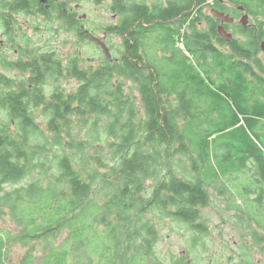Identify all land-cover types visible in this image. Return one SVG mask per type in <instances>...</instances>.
Instances as JSON below:
<instances>
[{
  "label": "trees",
  "instance_id": "trees-1",
  "mask_svg": "<svg viewBox=\"0 0 264 264\" xmlns=\"http://www.w3.org/2000/svg\"><path fill=\"white\" fill-rule=\"evenodd\" d=\"M206 1L189 0L192 14L181 23L182 0L174 2V24L156 26L165 27L168 39L144 40L149 58L142 68L126 66L121 72L109 62L95 71L73 68L72 78L82 79L73 94L50 84L63 77L53 53L46 55L45 80L36 83L43 94L20 95V89L12 90L16 81L0 74V110L8 114L0 122V216L8 212L23 224L22 240L68 229L74 243L85 240L95 227L104 228L120 264H164L155 255L159 223L171 218L174 226L198 233L192 238L196 246L209 235L203 215L210 204L209 189L224 196L230 176L245 175L237 187L250 196L262 189L264 205V130L258 126L264 102L256 113L255 105L243 102L249 96L236 95L246 92L247 77L263 74V68L252 70L247 50L233 48L228 54L199 29L205 17L200 5ZM239 1L259 10L258 0ZM158 14V21L167 22L164 12ZM161 48L170 50L171 57L159 59ZM116 74L127 81H114ZM135 91L140 103L131 95ZM38 117L46 120L47 131ZM80 124L92 144L102 134L109 141L103 145L107 158L90 154L92 145L81 137ZM252 177L259 185L249 184ZM150 180L154 185L147 188ZM23 182L25 186L14 187ZM137 212L142 213L135 217ZM146 212L153 216L144 221ZM250 234L264 245L256 231ZM7 253V234L0 231V264ZM50 254H57V264L67 263L66 247Z\"/></svg>",
  "mask_w": 264,
  "mask_h": 264
},
{
  "label": "flooded vegetation",
  "instance_id": "flooded-vegetation-1",
  "mask_svg": "<svg viewBox=\"0 0 264 264\" xmlns=\"http://www.w3.org/2000/svg\"><path fill=\"white\" fill-rule=\"evenodd\" d=\"M175 1L0 0V59L3 62L1 66L4 68L5 65H8L9 68H12L5 69L11 73L9 76H5L16 81L12 90L20 89V95H23L25 91L27 96H30L31 91H42L43 94L41 85L36 83L45 80L46 55L49 52L58 56L60 52L54 47L63 43H53V47L50 46L52 44L42 43V46L37 50L39 43H21L23 39L21 37L32 30L34 33L53 37L54 33L59 32L58 27H62V30L76 38V42L71 43L72 48L68 52L70 57L67 62L65 64L61 62L63 76H67L66 78L82 82V79L78 80L70 75L73 68L76 67L85 72L86 70L95 71L108 62L121 72H125L126 66L142 68L149 58V55L144 51V40H148L150 37L168 39L165 36V27L156 28V26L168 22L171 26L174 24L173 4ZM256 4L259 5V10L252 9L239 0H217L212 5V10L217 7L220 12L230 18L221 20L216 17L209 19L201 17L198 27L209 34L212 42L219 49H221L220 46H225L229 48V53H233V48L247 50L250 56L247 64L252 70L258 72L256 69L261 70L260 66L264 70V50L262 49L264 46V0H258ZM182 9L183 12L178 23L190 19L192 9L189 0H182ZM161 11L165 13L163 18H166L167 22L158 21V13ZM147 20H149V24L145 23ZM187 24L184 25V28L188 27ZM143 28L148 30L145 34ZM90 34L105 43L111 56L106 53L102 45L90 40ZM229 34L232 35L230 42L225 38V35ZM53 39L56 40L57 37L54 36ZM14 41L20 43L15 47L11 45ZM178 46L185 50L181 44ZM85 47L86 51H89L87 60L84 58L83 52ZM8 48H13L17 60H7L3 57V52ZM22 52L28 53L27 60L23 59ZM171 55L172 52L164 48H161L157 53L159 59L171 57ZM92 61L97 62V67ZM82 63L91 66H85ZM22 64H26V67L23 68ZM36 66H39V70L36 69ZM263 70L262 72H264ZM15 73L17 76L14 77ZM112 77L116 82L125 80L123 79L125 76L117 74ZM247 78L246 92L236 93V95L238 98L241 94L249 96V101L243 99V102L255 105L254 111L257 113L260 112V105L264 102V73H259L257 76L249 75ZM32 81H34L33 84H31ZM25 85H27V90L24 88ZM257 98L259 102L254 104ZM260 118L264 120V117ZM234 119L235 117L231 120ZM258 126L264 128L262 121ZM235 141L238 142L239 139ZM261 238L264 239V236ZM205 253L201 254L200 264H264V250L263 254ZM208 255H213V258ZM218 255L220 257L217 259ZM171 256L173 264H196V261L189 257L190 254H171ZM171 256L168 254L169 259ZM168 264L172 263L168 261Z\"/></svg>",
  "mask_w": 264,
  "mask_h": 264
},
{
  "label": "rangeland",
  "instance_id": "rangeland-1",
  "mask_svg": "<svg viewBox=\"0 0 264 264\" xmlns=\"http://www.w3.org/2000/svg\"><path fill=\"white\" fill-rule=\"evenodd\" d=\"M216 1L217 0H207L206 2L201 3L202 5H200V7L203 6L205 18L208 16L209 18L214 17L212 15V5L215 4ZM197 2H199V0H195V3ZM198 7L199 5L196 4L194 10L196 11ZM61 28L62 27H58L59 32L53 34V37H57L56 40H54L53 37L41 35V33H34L32 30L21 37L23 38L21 43H39L36 48L37 50L42 46V43L52 44L50 45L51 47H53V43H63L59 46L56 45L54 48L60 52L58 55L60 62L65 64L70 57L68 52H70L72 48L71 43H75L76 38ZM19 43V41H14L11 45L16 47ZM220 48L224 52L230 54L229 48L225 46H220ZM83 52L84 58L87 60L89 51H86V47ZM22 54L23 59L27 60L28 53L22 52ZM2 55L7 60H17V57L14 56L13 48L5 49ZM92 62H94V66L97 67V62ZM1 64H3V62L0 59V73L9 76L11 73L5 70ZM84 65L91 66L89 64ZM15 76H17V73H15L14 77ZM66 77L67 76L64 75L62 78H59L58 82L50 81V84L59 85L66 93L73 94L79 87L80 82ZM126 81L127 80H124V83ZM51 87L52 86L48 87L49 91L51 90ZM128 89L129 87L127 83L126 90L128 93H131ZM131 95L133 96V99H137L140 103L141 95L137 91L133 92ZM7 118V112L0 110V122L6 121ZM37 122L42 130L47 131V124L44 118L38 117ZM245 123V120L242 118L240 124L244 125ZM80 125L83 129L81 137L87 140L89 145H92L91 150L89 151L90 154L96 158H107L109 151L106 147H103V145L107 146L109 141L105 142L106 140L103 139L105 136L103 134L102 136L100 135V137L98 136L100 139L92 144V142H90V137L85 135L87 128L82 124ZM262 125H264V120H262ZM261 130H264V128L261 127ZM262 136L264 137V135ZM233 167L234 166H231V168ZM245 179L246 177L243 174L238 175L236 179L233 176H230L229 180H231V182L228 185L229 192L223 194L224 196H222L215 188L209 189L211 196L210 204L203 209L204 219L207 220L209 235L203 237L196 246H193L192 238L194 241L198 233L193 232L188 227L182 228V226H174L171 222V218L166 217L161 223H159L157 229L160 233V240L155 247V255L158 259L164 264H168V261L173 264L171 254H190L189 257L195 260L196 264H200L201 254H204V252H206L205 254H263L264 245L258 244L250 234V232L256 231L260 238L264 236V230L260 229V226L264 227V205L259 197L263 190L258 188L256 193L250 196V194H248L243 188L237 187V184L241 183V181H246ZM252 180H254V182H252ZM224 182L228 183V180L224 179ZM248 182L250 185H259L253 177L248 179ZM22 185L25 186V182L19 183L14 187L18 188ZM153 185V180L146 182L147 188L152 187ZM141 213L142 212H137L134 213V215L135 217H138ZM97 214L98 210H95L94 216ZM152 216L153 214L151 212L144 213V221L152 218ZM41 223L42 222L39 221L35 226L37 227L41 225ZM139 226L143 227V224L139 223ZM97 228L98 227H95L93 230H90L88 236L85 237V240L80 242L73 243V241H69L70 230L68 229L56 231L46 237L24 241L22 240V237H20L22 236L21 234L24 229L23 224L18 223L15 217L8 214V212H5L0 216V231L4 234L6 232L7 234L8 248V253L4 256L3 262L4 264H45L46 259H49V264H57L54 259L57 254H50V252L56 248L60 249L61 247H66L69 251V255L67 256V263L65 264H120L119 258L114 254L112 242L107 234V229L98 228L97 232L94 231L97 230ZM85 242L86 246L83 245ZM168 254L171 256L170 259ZM208 256L213 258V255ZM219 257L220 256L218 255L217 259Z\"/></svg>",
  "mask_w": 264,
  "mask_h": 264
},
{
  "label": "water",
  "instance_id": "water-1",
  "mask_svg": "<svg viewBox=\"0 0 264 264\" xmlns=\"http://www.w3.org/2000/svg\"><path fill=\"white\" fill-rule=\"evenodd\" d=\"M212 15H213L214 17L218 18V19H221V20H226V19L230 18L229 16L225 15V13L220 12V11H217V10H215V9L212 10ZM222 34H223V33H222ZM89 38H90V40H91L92 42H95V43H97V44L102 45L103 48L105 49L106 53H107L109 56H111V55H110V51H109L108 47L105 45V43L101 42L99 39H97L96 37H94L92 34L89 35ZM225 38H226V40H227L228 42L232 41V35H231V34H229L228 36L225 35ZM262 49L264 50V46H263Z\"/></svg>",
  "mask_w": 264,
  "mask_h": 264
},
{
  "label": "built area",
  "instance_id": "built-area-1",
  "mask_svg": "<svg viewBox=\"0 0 264 264\" xmlns=\"http://www.w3.org/2000/svg\"><path fill=\"white\" fill-rule=\"evenodd\" d=\"M180 44H181L182 46H184L182 42H180Z\"/></svg>",
  "mask_w": 264,
  "mask_h": 264
}]
</instances>
